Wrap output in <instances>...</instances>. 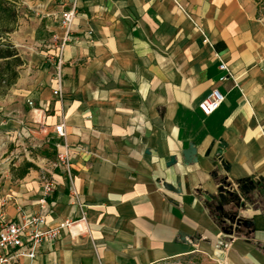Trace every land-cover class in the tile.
Returning <instances> with one entry per match:
<instances>
[{"label": "crops", "instance_id": "0c3cea01", "mask_svg": "<svg viewBox=\"0 0 264 264\" xmlns=\"http://www.w3.org/2000/svg\"><path fill=\"white\" fill-rule=\"evenodd\" d=\"M21 1L27 21L12 39L27 64L0 98V127L30 128L43 164L23 177L2 172L0 224L19 207L40 210L46 169L55 180L48 223L85 210L86 227L45 242L37 264H155L192 253L264 264V210L238 188L264 178V1ZM70 9L68 29L60 16ZM214 88L226 99L205 115L199 103ZM61 120L65 139L55 132ZM64 143L72 179L52 165ZM191 145L197 154L186 159Z\"/></svg>", "mask_w": 264, "mask_h": 264}, {"label": "built area", "instance_id": "2783aa9c", "mask_svg": "<svg viewBox=\"0 0 264 264\" xmlns=\"http://www.w3.org/2000/svg\"><path fill=\"white\" fill-rule=\"evenodd\" d=\"M75 18V10L70 9L64 11L60 20L63 26L70 28ZM69 40V36L65 38L64 43L59 47L62 52L63 45ZM205 42H209V38L205 37ZM219 57V56H218ZM220 69L230 73L229 66L225 61H221ZM225 74L222 80L227 79ZM57 96H63L62 81L58 79L57 87L54 90ZM226 96L218 88H214L211 93L204 98L199 107L205 115L215 112L225 101ZM28 103L35 108L36 112L43 110L36 108L35 103L29 100ZM44 113V112H43ZM40 113L41 119L44 114ZM55 132L61 137L66 138L68 135L67 123L61 120L55 125ZM26 135H31L30 128H27ZM54 168H61L70 179L73 178L72 172V153L67 143L60 144L57 152V158L53 162ZM42 191L38 200L40 210L31 212L24 207H19L15 220H6L0 224V264H11L18 262L21 258H29L31 264H37L36 259L40 254L41 246L48 241L59 238L64 230H84L86 223V212L83 210L82 216L78 220H64L58 225H50L47 220V212L51 204V197L55 191V180L52 174L46 169L41 175ZM84 206V205H82ZM228 246V242L223 243Z\"/></svg>", "mask_w": 264, "mask_h": 264}, {"label": "rangeland", "instance_id": "374dc122", "mask_svg": "<svg viewBox=\"0 0 264 264\" xmlns=\"http://www.w3.org/2000/svg\"><path fill=\"white\" fill-rule=\"evenodd\" d=\"M264 1V0H263ZM22 17L20 18L21 25L26 23L28 10H24V5L21 1ZM3 96H0V98ZM43 152L42 148L32 143L30 138L24 134L20 135L15 132L14 134H8L3 132L0 127V178L2 172L7 171L13 174V176L19 173L21 166L26 161L33 162L36 167L38 164H43ZM257 191H252L248 195V201L260 209L264 210V178H256ZM230 213L237 212V206H233ZM234 221H225V226H230ZM187 262V263H185ZM156 264H218L213 259L202 253H192L186 256L171 258L157 262Z\"/></svg>", "mask_w": 264, "mask_h": 264}, {"label": "trees", "instance_id": "16d2710c", "mask_svg": "<svg viewBox=\"0 0 264 264\" xmlns=\"http://www.w3.org/2000/svg\"><path fill=\"white\" fill-rule=\"evenodd\" d=\"M22 11L21 0H0V96H5L19 80L21 70L27 64V60L12 39V34L19 28ZM35 167L33 162L26 161L17 175L23 177ZM252 182L256 183L249 178L238 180L240 186L250 185ZM242 191L246 195L247 192H251V190Z\"/></svg>", "mask_w": 264, "mask_h": 264}, {"label": "water", "instance_id": "95a60500", "mask_svg": "<svg viewBox=\"0 0 264 264\" xmlns=\"http://www.w3.org/2000/svg\"><path fill=\"white\" fill-rule=\"evenodd\" d=\"M197 154V148H196V146H194V145H191L188 149H186V150H184V152H183V155H184V157L186 158V159H191L192 157H194V155H196ZM177 162V158H176V156H171V159H170V161H169V165H172V164H174V163H176ZM166 186L168 187V188H173L174 186L173 185H171V184H166ZM225 186L227 187V186H230V184H225L223 187L224 188H222V190H226V191H230V189H227V188H225ZM238 188L240 189V190H246L247 189V191H249V190H254V189H256L257 188V184L256 183H254V182H252L250 185L249 184H244L243 186H240L239 185V183H238ZM232 194L234 193L233 191H230ZM219 207H221L222 209H223V205H220ZM244 223L248 226V227H250L251 225H252V221L251 220H245L244 221Z\"/></svg>", "mask_w": 264, "mask_h": 264}]
</instances>
